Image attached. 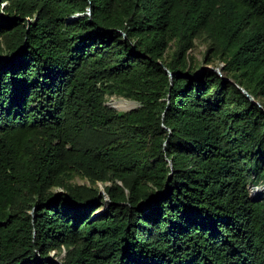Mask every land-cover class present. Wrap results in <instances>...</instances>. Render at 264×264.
<instances>
[{
	"label": "trees",
	"instance_id": "1",
	"mask_svg": "<svg viewBox=\"0 0 264 264\" xmlns=\"http://www.w3.org/2000/svg\"><path fill=\"white\" fill-rule=\"evenodd\" d=\"M263 182L264 0H0V264H264Z\"/></svg>",
	"mask_w": 264,
	"mask_h": 264
},
{
	"label": "rangeland",
	"instance_id": "2",
	"mask_svg": "<svg viewBox=\"0 0 264 264\" xmlns=\"http://www.w3.org/2000/svg\"><path fill=\"white\" fill-rule=\"evenodd\" d=\"M204 48H205V43L201 40V39H194V45H193V47L191 48V53L196 57V58H200L201 57V55H202V53H203V50H204ZM216 64L217 65H213V66H221V62L220 61H217L216 62ZM202 65H210V66H212L211 64H202ZM113 99H116V100H127V101H129L128 99H131V98H128V97H125V96H123V95H121V94H117V93H111V94H109V95H106V100H105V102H108V103H110V104H112V101H113ZM106 104V103H105ZM113 105V104H112ZM109 106V105H108ZM115 106V105H114ZM111 107V106H110ZM113 108V107H112ZM115 109V108H114ZM122 109V108H121ZM116 110V109H115ZM123 111V110H122ZM72 181H74V182H76V183H86V180L84 179V178H81V177H79V176H74L73 178H72ZM104 183H107V182H100V181H97L96 182V184H97V186H98V191L100 192V193H102L103 194V197L105 198V199H107V196H106V194L104 193V191H103V189H102V185L104 184ZM264 184V182L263 183H261V185H263ZM249 185V189L250 188H252L253 186H256V185H258V184H254V185H252V184H248ZM256 189H257V187L256 188H254L251 192H252V194H250L252 197H256V196H258L257 194H256ZM250 193V192H249ZM261 196H264V192L262 193V194H260ZM100 211V209L99 210H97V211H95V213L94 214H96L97 212H99ZM55 252L54 251H50V254L49 255H53ZM63 253V250H61L60 251V255Z\"/></svg>",
	"mask_w": 264,
	"mask_h": 264
},
{
	"label": "water",
	"instance_id": "3",
	"mask_svg": "<svg viewBox=\"0 0 264 264\" xmlns=\"http://www.w3.org/2000/svg\"><path fill=\"white\" fill-rule=\"evenodd\" d=\"M201 68H209L211 69L212 71H214L215 73H217L218 75H220L221 77H223L224 79L226 80H230L228 77H225L223 75H221V71H220V67L219 66H210V65H202ZM166 70V69H165ZM168 75H169V78L171 77V72L168 71ZM238 88L245 94V96L250 99L251 101H254L253 97L251 94H249L244 88H242L241 86H238ZM130 102H131V106H129L128 108H125V109H121V108H117L116 106L108 103V102H105L107 105L115 108L116 110H123V111H126V110H129L131 108H134L135 106L138 105V103L134 100V99H128ZM257 105H259V103L257 101H254ZM258 186H262L261 184L258 185ZM249 187V185H247V188ZM248 195L251 197V199H254L255 197H252L249 193V188H248ZM258 198V196H256ZM95 213V212H94Z\"/></svg>",
	"mask_w": 264,
	"mask_h": 264
},
{
	"label": "bare ground",
	"instance_id": "4",
	"mask_svg": "<svg viewBox=\"0 0 264 264\" xmlns=\"http://www.w3.org/2000/svg\"><path fill=\"white\" fill-rule=\"evenodd\" d=\"M112 104L115 105L117 108H122V109H125V108H128L129 106H131V102L127 101V100L113 99ZM249 192H250V194H252L251 190ZM263 192H264V184L262 186H257L256 194L259 196Z\"/></svg>",
	"mask_w": 264,
	"mask_h": 264
}]
</instances>
